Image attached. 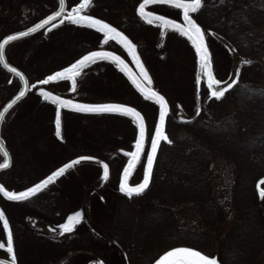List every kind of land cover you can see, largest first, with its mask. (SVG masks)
Instances as JSON below:
<instances>
[{"label":"rangeland","instance_id":"obj_1","mask_svg":"<svg viewBox=\"0 0 264 264\" xmlns=\"http://www.w3.org/2000/svg\"><path fill=\"white\" fill-rule=\"evenodd\" d=\"M95 1L97 2H94L91 9L99 12L100 9H103L102 4L106 1ZM221 1L223 0H203L202 7L199 9L216 6ZM257 1L264 5V0ZM79 2L80 0H68V11ZM124 2V0H113L116 10H118L119 3L122 5ZM136 2L137 10L143 0H136ZM165 5L175 7V5L154 0L153 3L145 6V11L154 12ZM58 6V0H0V27L4 24L6 28H10L9 31H14L17 28V26L15 29L13 28L17 21L16 18H18L21 25H24L26 21L32 18L45 17L55 11ZM175 9L178 12L177 23H185L183 10L176 7ZM199 9L190 13V15L196 19L205 31V41L211 54L214 75L221 80V84L229 83L233 85V81L236 82L241 77L242 69L248 63L242 61L236 66L242 54L228 36L216 32L201 19ZM74 25L75 23L64 19L55 27L50 26L31 36L15 41L7 48V54L11 62L25 71L32 80L31 84L34 85L26 98L9 111L2 127V136L14 155V161L11 168L0 173V183L10 192L24 191L29 188V185L33 182L32 180L39 179L47 173H52L70 162L68 161L69 158L61 160L55 154L51 155V159L50 153L45 152L43 145L49 137V132L50 135L53 133L54 141L57 142L55 125V109L57 106L51 100H46L43 97L40 88L52 92L53 95H59L78 103H124L140 111L147 125V140L141 161L130 178V184L135 185L143 180L147 153L151 146V137L155 133V125L159 118V105L155 101L139 94L134 86L123 79L115 71V68L110 65L106 66L108 73L111 75L110 80L94 73H90L88 77L81 76L83 78L79 75L76 78L75 91L71 90V81L66 77L44 84H36L38 81H44L48 75L75 62L81 56L86 55L88 51L93 50V44L91 47L90 42L80 41V39L78 41L84 42V44L79 49L75 48L73 28L77 24ZM80 26L90 27L88 25ZM210 32L220 34L226 39L231 46V54L227 52L218 54L212 49ZM146 38L151 42L156 41L150 31L147 33ZM189 43V48L184 43H178L176 52L174 51L171 54V59H168V61L152 60L150 58L142 60L140 58L152 81L151 84H148L147 81L144 82L150 88L165 96L170 105V111L175 117L178 111V102L182 103L186 115L191 117L199 113L221 115L233 111L234 103L230 99L228 101L223 97L211 99L213 96L208 88L207 77L201 74L194 45L191 41ZM154 48L156 47L153 46ZM256 58L258 59V56ZM98 62L91 63L82 70L93 69ZM136 68L140 73V67L136 65ZM5 78L7 88L13 95L20 88V83L15 76L8 72ZM197 78L201 80L199 85L196 83ZM225 88H227V85ZM220 99L224 102L220 103ZM213 100H219V106L213 104ZM60 112L61 117L63 115L67 119L66 128L71 134L74 146L76 147L77 144L78 147L82 146V149H77L78 153L74 156L76 158L71 161L76 160L79 155L82 156L81 151L83 149H89L92 152L91 156L95 159L80 160L66 169H73L72 171L75 174L68 183L69 190H63L64 192L60 194L59 200L55 201L56 205L53 210H58L60 221H62L63 216L75 211L86 202L88 207L86 209L87 216L95 226V230L83 221L77 227L81 239L73 246V249L77 250L73 252L75 254L62 259L67 254L66 249H62L56 253L54 252L53 261L57 264H86L89 260H102L105 264H152L164 251L173 247L184 246L176 245L175 241L178 239L179 234L188 233L187 236L190 235L189 226L191 232H193L192 227H200L201 220H196L197 217H200V212L193 205H181L177 202L184 200V198L195 199L193 188L182 189L181 187L172 186L166 181L162 183L161 179L165 175L162 173V178L158 179V183L156 182L154 188L147 194L130 199L131 197L120 191V179L123 171L120 172L119 169L122 164L125 166L127 158H129L127 153L133 152L135 148L138 131L136 122L126 115L90 113L76 108H61ZM178 125L180 124L177 123L172 126L170 132L168 131L169 134L166 132L169 140H171V145H167L160 154L158 170L162 171L166 169L168 163L172 162L174 164L176 160L178 161V153H180V150L184 151L188 144H196V140L193 139L185 127H179ZM43 140L44 143L42 144ZM175 145H179V147L176 148ZM89 150L87 151L89 152ZM1 160L2 155L0 153V162ZM42 160L46 169H43L39 163ZM118 160H120L119 163ZM101 161L109 163L113 167V172L107 179L102 178ZM37 166L39 167L38 172L46 171L38 177L32 178L34 176L32 168ZM210 167L213 190L218 199L226 206L230 201L232 165L226 158L218 156ZM88 169H94L95 173L89 172ZM82 170H88L87 178L82 179L80 177ZM73 180L75 185L73 184L72 189L70 183ZM71 190L74 193H70ZM27 198L17 201L6 197L0 192V210L4 211L12 236L17 239V242L13 243V247L16 245L18 262L20 264H36V255H39L40 252H36L39 254H32L31 252L32 255H28L25 251L28 226H26L24 215L27 210ZM154 198L161 199L160 204L153 203L152 199ZM84 199L86 201H83ZM231 203L233 204V202H229L230 205ZM118 206H120L119 209ZM121 207L124 211L120 223L122 224V231L126 234L121 236L120 240L114 235L116 230L114 224L121 213ZM257 207L264 222V197L259 198ZM225 210L227 218L219 230L223 235L217 236L214 233L210 236L209 232L205 233L206 239L208 238L209 241L210 238L211 241L205 244L204 248L216 252L217 255L221 254L220 243L229 238L226 235L233 232L235 224L239 220V213L236 210L231 211V208H225ZM177 212L180 216H177ZM220 217L216 220L219 221ZM230 229L232 230L229 231ZM248 229L250 237H253L250 243V251L256 252L259 245L255 236L256 226L252 222L243 227L239 226L234 231V244L241 249L239 245L245 241V232H248ZM1 241L5 242L6 247L7 233L3 229L2 221H0ZM31 245L33 246L32 250L41 248L39 243H32ZM5 247L0 249V255L7 252V247L6 249Z\"/></svg>","mask_w":264,"mask_h":264},{"label":"trees","instance_id":"obj_2","mask_svg":"<svg viewBox=\"0 0 264 264\" xmlns=\"http://www.w3.org/2000/svg\"><path fill=\"white\" fill-rule=\"evenodd\" d=\"M199 14L208 26L228 36L240 51L242 57L237 61L236 66L242 61H250V63L242 69L241 77L229 89H226L222 96L234 103L233 111L221 115L199 113L186 122L168 119L167 132L179 123L178 126L185 127L196 140V144L190 143L184 151L180 150L177 163L174 161V164L168 163L166 169L162 171L157 169V163L152 185L147 193L154 188L156 182L158 183V179L162 178V173L165 174L162 181L160 180L162 183L166 181L172 186L195 190L193 191L195 199L184 198L177 204L195 206L200 212V217L196 219L201 220L200 227H192L193 232H191L189 226L190 235L179 234L175 241L176 245L193 247L205 254L216 255L221 264H264V222L257 207L261 195L256 187V181L264 176V83L262 84L264 79V5L257 0H223L216 6L199 9ZM38 19L32 18L21 25L16 18L13 28L17 26L16 30L22 29ZM9 29L4 24L1 25L0 39L12 32ZM6 74L7 72L0 65V109L12 96L5 83ZM212 102L219 106V100ZM221 102L223 103L224 100L220 99ZM167 145L171 144L168 142L162 144L159 156ZM175 147L178 148L179 145ZM218 156L226 158L232 165L229 195V202H233L231 205L228 202L225 206L213 190L210 165ZM160 201L159 198L152 199L153 203L160 204ZM225 208H231V211L236 210L239 213V220L233 232L226 235L229 238L220 243L221 254L217 255L216 252L204 248V245L211 241L210 238L209 241L208 238L206 239L205 233L209 232L210 236L214 233L217 236L223 235L219 230L227 218ZM123 211L121 207V213L117 219L119 223L116 221L114 224L116 229L114 235L120 240L121 236L126 234L122 231L120 223ZM177 214L180 216L178 212ZM219 216L221 217L218 221L216 219ZM250 222L256 226L255 236L259 245L256 252L250 251L253 237H250L249 229L245 232V241L239 245L241 249L234 244V231L239 226L243 227Z\"/></svg>","mask_w":264,"mask_h":264},{"label":"snow or ice","instance_id":"obj_3","mask_svg":"<svg viewBox=\"0 0 264 264\" xmlns=\"http://www.w3.org/2000/svg\"><path fill=\"white\" fill-rule=\"evenodd\" d=\"M154 0H143L139 4L137 9L139 15L149 24H159L162 28H173L176 31L180 32L183 36L187 37L191 41L192 45L195 48V54L198 58L199 68L202 75L207 77L208 88L211 90V95L216 98L223 96L226 91L225 87L216 88L214 85H220L221 80L217 79L213 74L212 59L211 54L208 49V45L205 41V31L202 29L201 25L193 18L190 13L197 11L202 7L203 0H160L162 3L175 5L176 8L183 10V18L185 23H177L174 19H169L165 15H157L155 12H146L145 6L153 3ZM65 0H60V10L53 11L45 19L39 21L33 27L28 28L27 31L16 32L12 35H7L3 40H0V63H3L5 67L9 68L13 73H16L21 80L23 81L25 87L28 85L27 79L24 78V73L18 71L17 68L12 67L6 58H5V45L14 40L17 37L25 36L29 33L35 32L37 29L44 27L49 24L50 21L55 20L57 17H60L64 12ZM90 5V0H80L78 4L71 9L70 14L65 18L68 21H71L77 25H88L94 29H98L99 32L104 34L105 41L115 38L119 40V43L123 45L125 49L132 55L136 64L140 67V75L144 81H147L148 84H151V77L148 74L146 68H144L142 61L139 58L138 53L135 51L136 45L132 42L131 39L124 32L120 31L118 28L114 27L112 24L107 23L103 19H98L93 15L83 14L84 10ZM56 25L53 24L52 27ZM163 34V33H162ZM111 60L116 63L117 67L123 66L124 71H128L125 61L121 56L117 55L112 51H89L86 55L81 56L75 62L71 63L67 67L62 68L59 71H56L47 76L45 81H38V83H47L49 81L59 80L61 77H66L71 81V90L75 91L77 80L76 78L81 74V70L88 66L91 63L96 62L97 60ZM245 63H250V61H245ZM237 70V75H238ZM129 77L132 79V83L149 99L154 100L159 105V122L155 125V134L151 137V151L147 153V165L144 168L143 180L140 183L135 185H130L128 183V177L130 176L132 170L134 169L137 161L140 159L141 152L143 151V143L145 139V124L144 117L142 114L134 107H130L126 104L119 103H101V104H81L76 101L65 99L59 95H53L50 91H45L44 88H40V93L46 100H51L57 107L55 109V125H56V135L60 136L61 132V108H77L81 111L87 112H118L132 117L133 120L138 124L139 127V136L135 140L136 150L133 152H128L127 155L130 157L128 160L127 166L123 170V176L120 179V191L125 193L127 196L132 197L133 194H140L148 187L150 181V175L153 165V157L157 151L158 143L161 139L167 140L171 143L168 136L164 132L165 117L168 111L167 101L163 95L159 92L149 90L142 86V83L137 77H133L130 72H128ZM235 81H233L234 83ZM197 85L201 83L200 78H197ZM232 85L228 84L227 88H230ZM25 92L21 90L16 99L23 97ZM11 103H15L13 100ZM11 104L9 105V107ZM4 118V112H0V120ZM0 152L3 153L5 157L3 163H0V169L5 168L9 164V153L4 148L3 144H0ZM95 157L91 156H82L77 157L76 160L70 161L67 164H64L62 167L53 171L46 178L39 181V183L34 184L32 187H29L21 192H10L3 185H0V192L13 200H23L26 197L32 196L35 192L40 191L48 183L55 180L58 176L65 172L66 169L74 165L80 160H91ZM103 165V177L104 179L108 178V165L101 161ZM261 197H264V188L260 190ZM82 219V213L76 211L73 214L67 217V221L61 224L59 227L64 232L72 231L75 224ZM0 221L3 223V229L7 233V253L12 254V260L10 264H16L15 252L13 249V236L9 226L8 219L6 218L4 211L0 210ZM5 244L0 242V248H4ZM0 264H4L3 261H0ZM155 264H219L216 257L209 254H205L202 251H198L193 247H173L170 250L164 251L160 255L159 259L155 261Z\"/></svg>","mask_w":264,"mask_h":264},{"label":"flooded vegetation","instance_id":"obj_4","mask_svg":"<svg viewBox=\"0 0 264 264\" xmlns=\"http://www.w3.org/2000/svg\"><path fill=\"white\" fill-rule=\"evenodd\" d=\"M66 1H67V10H68V0ZM105 1L106 2L102 4L103 9H100L98 12L97 10L91 9V7L94 6V2H97V1L90 0V5L88 8L84 10L83 14L93 15L97 18L103 19L107 23L112 24L114 27L124 32L125 35H127L129 39H131L132 42L136 45L135 51L138 53L139 58H141L142 60L150 58L152 60L168 61V59H171V54L176 50V46L178 45V43H184L185 46L189 48L190 43L187 40L188 38L183 36L180 32L176 31L175 29L173 28L164 29L159 24L147 23L139 15L138 11L136 10V6H137L136 0H124L125 2L122 5L119 3L118 10H116V6L113 4V0H105ZM154 12L157 13L158 15H165L169 19H174V20H176V17L178 15V12L175 9V7L173 8L170 5L162 6L159 10L156 9ZM149 31L151 35L154 36L156 41L151 42L147 40L146 35ZM73 36H74V39H73L74 45L76 49H79L82 46V44H84V42L78 41V39H80V41L84 40V41L90 42L91 47H92V44L94 45L93 50L91 51L115 52L117 55L121 56V58L125 61L126 65L130 68V71L133 72L138 78L143 80L142 76L140 75V73L138 72L136 68L137 64L135 60L133 59L132 55L128 52V50L125 49L123 45L119 43V40L115 38H111L105 41L104 34L99 32L98 29H94L92 27H86V26L81 27L80 25H76V27L73 28ZM210 36H211L210 45L216 53L224 54L227 52L231 54V51L229 49L230 45L228 44V42L223 36H221L220 34H214L213 32H210ZM96 44H99V45L97 46ZM153 46L156 48L153 49ZM97 61L99 62L96 64V67H94L93 69L82 70L80 77L81 76L88 77L90 73H94V74L101 75L102 78H108L110 80L111 75L108 73L107 68H106L107 65H110L115 68V71L119 73V75L123 79L130 82L134 86V84L132 83V79L129 77L128 73L123 70L122 66L117 67L116 63H114L111 60H107V59L97 60ZM28 79L30 83H32V80L30 79L29 76H28ZM134 88L137 90L135 86ZM139 94L143 95L141 92H139ZM213 98L215 97H211V99ZM177 108H178V111H177L176 117L172 113H170L168 119L171 118L177 121L186 122L189 120V118H192L191 116L186 115V113L184 112V107L181 102L177 103ZM108 114L113 115V113H108ZM114 115L120 116L121 114H114ZM61 119H62L61 129H60L61 134L60 136L56 135L57 142L54 141V136H52L53 133L52 135H50V132H49V137L45 145L43 146L45 147L44 148L46 150L45 152L50 153L51 159H52L53 154H55L61 160H65L69 158L68 161H71L76 158L74 156L78 153L77 149L78 150L82 149L81 148L82 146L78 147V144L76 145V147L74 146L73 140L71 138V134L70 132H68L69 130H67L66 128L67 119L63 115ZM43 143H44V140L42 141V144ZM87 150L89 149H83L81 151L82 152L81 155L91 156L92 152H90V150L88 152ZM11 155H12V161H14V155L12 154V152H11ZM82 156L79 155L78 157H82ZM141 157L137 165L135 166L132 172V175L137 169L141 161ZM129 159L130 157L127 158V162L125 166L127 165ZM117 162L119 163L120 160H118ZM39 163L43 169H46V167L44 168L43 166V160L40 161ZM107 164L109 166V176H110V174L113 172V167L111 164L109 163ZM45 165L47 166L48 164H45ZM156 165H157V161H156L155 168L153 171V177H154ZM125 166L123 164L122 166H120V169H119L120 172L123 171L122 169H124ZM38 168H39L38 166L32 168V171H34L33 173L34 176L32 178H36L39 175H41L42 172L46 171V170H42L41 172H38L37 170ZM72 170L73 169L65 170L64 173H62L55 180L50 182L49 185H46L40 191L34 193L32 196L27 198L28 199V201L26 202L27 210L24 215L25 222L27 224L26 226H28L25 251L28 255H30L31 252L32 254L33 253L39 254L36 252L37 251L40 252L39 255H36V264H57L56 262L53 261L54 255H55L54 252L56 253L57 251L62 250V249H66V253H67L64 255V257H62V259L65 258L66 256H69V255L71 256L75 254L73 252H76L77 250L73 249V246L81 239V235L80 233H78L77 227L83 221H85V223L88 224V226H90L93 230H95V226L92 224L89 217L87 216L86 209L88 207L86 205V202H84L80 207H78L75 210L77 211V210L82 209L84 212V217L81 222H78L74 226L72 231L64 232L59 227L61 224L65 222L69 214L75 212L73 211L67 214L66 216H63L62 221H60V215L58 214V210L57 209L53 210L55 209V205H56L55 201L59 200V196H61L60 194L64 192L63 190L65 189L69 190L68 183L73 179L72 177L75 174ZM88 170H90L89 172H92L93 174L95 173L94 169L93 170L88 169ZM88 170H82L80 172L81 173L80 177H82V179L87 178V174H89L87 172ZM50 174L51 173H47L41 176V178L39 179L32 180L33 182L29 185V187H32L34 184L39 183V181L46 178ZM73 184L75 185L74 180L70 183V186L72 187V189L74 187ZM69 192L74 193L73 190ZM133 198L134 197L132 196L130 199H133ZM83 201H86V199H84ZM15 214L19 215L18 213H15ZM1 242L5 244L4 241H1ZM16 242H17V239L13 236V243L15 244ZM32 243H36V244L39 243V245H41V248H39V250H32L33 249V246L31 245ZM14 250H15V253L18 259L16 245L14 247ZM0 256L9 257V253L6 252L5 254L0 255ZM92 262H97L99 264H105L102 260H91V261L89 260L86 264H91Z\"/></svg>","mask_w":264,"mask_h":264},{"label":"water","instance_id":"obj_5","mask_svg":"<svg viewBox=\"0 0 264 264\" xmlns=\"http://www.w3.org/2000/svg\"><path fill=\"white\" fill-rule=\"evenodd\" d=\"M58 2H59V6H58V8L55 10V11H58V10H60V0H58ZM75 7V6H74ZM70 12H71V10L70 11H67V1L65 0V5H64V12L62 13V15L60 16V17H57L55 20H53V21H50L49 22V24H47V25H45L44 27H42V28H39V29H37L35 32H32V33H29V34H27V35H25V36H22V37H17V38H15L14 40H12V41H9L6 45H5V58H6V60H7V62L10 64V65H12V67H15V68H17L18 69V71H20V72H23L20 68H18V67H16L15 65H13V64H11L9 61H8V58H7V55H6V48H7V46L9 45V44H11V43H13V42H15V41H18V40H20V39H23V38H26V37H28V36H31V35H33V34H35V33H37V32H39V31H41L42 29H44V28H46V27H48V26H52V24L53 23H55V25L56 24H58L59 22H61V21H63L64 19H66L65 17L68 15V14H70ZM65 14H67V15H65ZM50 15V14H49ZM48 16V15H47ZM46 16V17H47ZM46 17H44V18H42V19H45ZM61 18V20L60 21H58L57 23H56V21L57 20H59ZM41 19V20H42ZM40 21V20H39ZM39 21H37L36 23H34V24H32V25H30V26H28V27H26V28H23V29H20V30H17V31H14V32H10V33H8V34H6L5 36H7V35H12V34H14V33H16V32H20V31H27V29L28 28H31V27H33L35 24H37V23H39ZM4 36V37H5ZM4 37L1 39V40H3L4 39ZM1 64V66L5 69V70H7L9 73H11L12 75H14L15 77H17V79L19 80V83H20V88L18 89V91L16 92V93H14L4 104H3V106L1 107V109H0V112H4V118L2 119V120H0V144H3V146H4V148L8 151V153H9V156H8V159H9V164H8V166L7 167H5V168H2V169H0V172H2V171H4V170H7V169H9L10 167H11V164H12V156H11V153H10V151L8 150V148L6 147V145H5V143H4V141H3V138H2V126H3V122H4V120H5V118H6V116H7V114L9 113V111L16 105V104H18L21 100H23L25 97H26V95L28 94V92H29V90L30 89H32L33 88V86L34 85H31L30 86V82H29V79H28V77L26 76V74L24 73V78L25 79H27V81H28V85H27V87H25V85H24V83H23V81L21 80V78L16 74V73H13L9 68H7V67H5L4 66V64L3 63H0ZM123 67V66H122ZM127 69H128V71H127V73L128 72H130L131 74H132V76L133 77H137L133 72H131L130 71V68L127 66ZM213 74H214V71H213ZM215 76V75H214ZM138 78V77H137ZM47 79V78H46ZM45 79V80H46ZM139 80H140V82L142 83V86L143 87H145V88H147L148 90H149V92H151V91H153L154 89H152V88H150L143 80H141L140 78H138ZM44 80V81H45ZM208 81V80H207ZM36 84H44V83H36ZM214 87H216V88H220V87H226V85H225V83H223V84H220V85H214ZM137 88V87H136ZM138 89V88H137ZM21 90H23L24 92H25V95L23 96V97H20L19 99H16V97L19 95V92L21 91ZM139 90V89H138ZM140 91V90H139ZM156 91V90H155ZM141 92V91H140ZM158 92V91H157ZM142 93V92H141ZM143 94V93H142ZM161 94V93H160ZM144 95V94H143ZM162 95V94H161ZM145 96V95H144ZM145 97H147V96H145ZM148 98V97H147ZM166 99V98H165ZM13 100H15V103H11ZM166 101H167V99H166ZM11 104V106L9 107V105ZM81 104H86V103H81ZM120 104V103H119ZM129 106V105H128ZM130 107H132V106H130ZM167 107H168V111H167V114H166V117H165V125H164V132L166 133V122H167V119H168V116H169V114H170V105H169V103H168V101H167ZM77 109V108H76ZM79 110V109H78ZM81 111V110H80ZM84 112H87V111H84ZM93 113H118V112H93ZM119 114H123V113H119ZM124 115H126V114H124ZM143 116V115H142ZM144 117V116H143ZM158 122H159V118H158ZM157 122V123H158ZM137 124V123H136ZM144 124H145V139H144V143H143V150H144V147H145V145H146V140H147V125H146V121H145V118H144ZM137 129H138V131H137V137L139 136V127H138V124H137ZM155 134V133H154ZM164 141H167V140H163V139H161L160 141H159V143H158V146H157V151H156V153H155V156L153 157V165H152V171H151V175H150V181H149V185H148V187L147 188H145L144 189V191L143 192H145V191H147L148 189H149V187H150V185H151V181H152V174H153V170H154V166H155V162H156V159H157V157H158V154H159V150H160V147H161V144L164 142ZM136 150V145H135V148H134V150L133 151H135ZM151 151V146H150V150H149V152ZM1 153V155H2V161L0 162V163H3V161H4V159H5V157L3 156V153L2 152H0ZM142 153H143V151L141 152V155H142ZM141 157V156H140ZM139 161V160H138ZM138 161H137V163H138ZM105 163V162H104ZM137 163H136V165H137ZM135 165V166H136ZM146 165H147V162H146ZM127 166V165H126ZM135 168V167H134ZM102 178H104L103 177V172H104V169H103V165H102ZM134 170V169H133ZM133 170H132V172H133ZM132 172H131V174H132ZM131 174H130V176L128 177V183L130 184V177H131ZM108 176H109V166H108ZM122 176H123V172H122V175H121V178H122ZM264 181V176L263 177H261L258 181H257V184H256V187H257V189H258V191L260 192V190H261V183ZM142 182V181H141ZM0 185H2L1 183H0ZM131 185V184H130ZM3 193V192H2ZM133 195H137V194H133ZM77 211H80L81 213H82V219H80L79 220V222H81L82 220H83V217H84V212H83V210L82 209H80V210H77ZM76 212V211H75ZM74 213V212H73ZM73 213H71V214H73ZM71 214H69V215H71ZM68 215V216H69ZM67 221V219L65 220V222ZM64 222V223H65ZM77 224V223H76ZM75 224V225H76ZM11 260H12V254H11ZM11 260H9V259H6V258H2V257H0V261H3L4 262V264H10V262H11ZM218 260V259H217ZM219 262V261H218ZM16 264H18L17 263V261H16ZM91 264H99V263H97V262H92ZM155 264V263H154ZM219 264H220V262H219Z\"/></svg>","mask_w":264,"mask_h":264},{"label":"bare ground","instance_id":"obj_6","mask_svg":"<svg viewBox=\"0 0 264 264\" xmlns=\"http://www.w3.org/2000/svg\"><path fill=\"white\" fill-rule=\"evenodd\" d=\"M3 123H4V122H3ZM158 160H159V156H158L157 159H156L157 163H158ZM155 164H156V162H155ZM0 173H1V172H0ZM262 177H263V176H262ZM260 178H261V177H260ZM260 178H259V179H260ZM259 179H258V180H259ZM258 180H257V181H258ZM257 181H256V184H257ZM263 184H264V181L261 183V187H262V188H264V187H263Z\"/></svg>","mask_w":264,"mask_h":264}]
</instances>
